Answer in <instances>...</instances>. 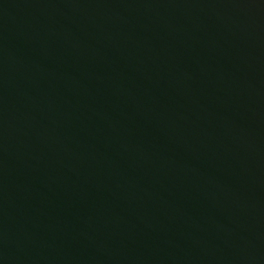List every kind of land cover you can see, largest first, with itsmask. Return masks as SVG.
Instances as JSON below:
<instances>
[{"label":"water","instance_id":"obj_1","mask_svg":"<svg viewBox=\"0 0 264 264\" xmlns=\"http://www.w3.org/2000/svg\"><path fill=\"white\" fill-rule=\"evenodd\" d=\"M0 264H264V0H0Z\"/></svg>","mask_w":264,"mask_h":264}]
</instances>
